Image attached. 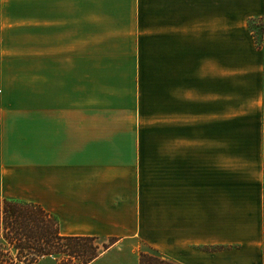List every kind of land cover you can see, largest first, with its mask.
<instances>
[{
    "label": "crops",
    "instance_id": "1",
    "mask_svg": "<svg viewBox=\"0 0 264 264\" xmlns=\"http://www.w3.org/2000/svg\"><path fill=\"white\" fill-rule=\"evenodd\" d=\"M24 2H0L1 197L118 238L88 264H264V0Z\"/></svg>",
    "mask_w": 264,
    "mask_h": 264
},
{
    "label": "trees",
    "instance_id": "2",
    "mask_svg": "<svg viewBox=\"0 0 264 264\" xmlns=\"http://www.w3.org/2000/svg\"><path fill=\"white\" fill-rule=\"evenodd\" d=\"M248 28L255 45L261 46L263 23L250 18ZM98 237L85 235H61L57 217L46 211L40 204L8 199L0 195V239L7 245L4 252L16 253L26 264H36L43 256H59L61 253L80 259V264H88L103 250L114 244L118 238L108 237V243H102V249L94 243ZM210 250L222 249V245L204 247ZM0 250V264H15L13 258ZM21 257V258H20ZM138 264H180L171 260L153 246L146 245L138 254Z\"/></svg>",
    "mask_w": 264,
    "mask_h": 264
},
{
    "label": "rangeland",
    "instance_id": "3",
    "mask_svg": "<svg viewBox=\"0 0 264 264\" xmlns=\"http://www.w3.org/2000/svg\"><path fill=\"white\" fill-rule=\"evenodd\" d=\"M2 1H4V0H0V2H2ZM12 3L15 4L14 7L12 6L13 10H11V9H10V11L7 10V13L11 14V15H8V16H11V18H13L12 15L15 17H18V16L19 17H24V16L26 17L27 15H33L34 4L32 6L26 5L24 0H12ZM5 5L6 4H4L3 7H6ZM3 24H5V23L3 22ZM107 239H108V237L107 238L98 237L94 241V243L99 247V249H98L99 251L103 250L102 249V243H108ZM145 246H146L145 244L144 245L141 244L139 246L138 254L141 250L145 249ZM4 249H7V245H4V242H2V240L0 239V250H2L4 252ZM4 253L6 254L7 257L13 258L15 264H26L27 263V259H24L23 256H21L22 257V258L20 257L21 260L18 261V258L16 257V253L12 252L11 250H10V252H4ZM49 256H50L51 260L54 258L53 256L51 257V255H49ZM43 257H45V256H43ZM54 259L55 260H52L54 264H80L79 258L69 257V256L65 255L64 253H61L59 256H56V258H54ZM42 263H45V262H42Z\"/></svg>",
    "mask_w": 264,
    "mask_h": 264
}]
</instances>
